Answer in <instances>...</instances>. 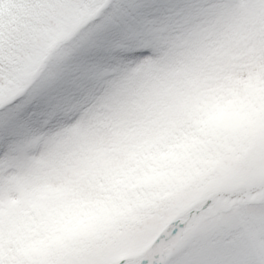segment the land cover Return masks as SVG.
Returning a JSON list of instances; mask_svg holds the SVG:
<instances>
[{"label": "snow or ice", "instance_id": "obj_1", "mask_svg": "<svg viewBox=\"0 0 264 264\" xmlns=\"http://www.w3.org/2000/svg\"><path fill=\"white\" fill-rule=\"evenodd\" d=\"M0 264H264V0H0Z\"/></svg>", "mask_w": 264, "mask_h": 264}]
</instances>
